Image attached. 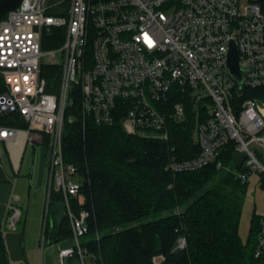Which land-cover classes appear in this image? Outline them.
<instances>
[{
	"label": "built area",
	"instance_id": "1",
	"mask_svg": "<svg viewBox=\"0 0 264 264\" xmlns=\"http://www.w3.org/2000/svg\"><path fill=\"white\" fill-rule=\"evenodd\" d=\"M21 0L0 19V114L17 112L25 127L0 125V162L9 158L15 172L25 146L41 144L48 160L47 202L61 192L73 237L60 245V264L78 254L93 264L83 244L90 227L88 212L76 213L72 201L81 197L84 177L65 160L64 134L68 114L79 97L83 120L112 125L123 112L126 132L168 139L169 121L187 119L189 94L198 155H171L166 169L176 175L213 164L242 183L263 175L264 162V11L259 0ZM64 30L59 48L47 49L53 29ZM237 44L242 85L230 73L228 52ZM62 66L56 91L47 90L42 68ZM195 106H197L195 108ZM231 144L243 152L239 167L223 152ZM17 194L12 199L17 200ZM7 223L16 228L22 209L10 205ZM178 239V247L186 246ZM255 257L264 264V214L259 216ZM89 259V260H88Z\"/></svg>",
	"mask_w": 264,
	"mask_h": 264
},
{
	"label": "trees",
	"instance_id": "2",
	"mask_svg": "<svg viewBox=\"0 0 264 264\" xmlns=\"http://www.w3.org/2000/svg\"><path fill=\"white\" fill-rule=\"evenodd\" d=\"M63 31L53 29L43 46L61 45ZM61 72L57 65L42 68L47 90H57ZM176 101H184L187 119L169 121L168 139L126 132L123 112L112 125L83 120L77 96L69 107L75 120L66 124L64 155L84 177L81 197L72 205L76 213L88 212L83 244L93 264H261L255 257L259 218L252 219L247 242L239 232L247 183L213 164L176 175L166 169L171 155L186 159L200 152L192 137L191 98L177 95L171 103ZM0 125L26 126L17 112L0 114ZM223 150L231 161V144ZM48 207L45 239L70 244L73 232L61 192L52 191ZM180 237L184 248L178 247ZM66 264H81L79 255Z\"/></svg>",
	"mask_w": 264,
	"mask_h": 264
},
{
	"label": "crops",
	"instance_id": "3",
	"mask_svg": "<svg viewBox=\"0 0 264 264\" xmlns=\"http://www.w3.org/2000/svg\"><path fill=\"white\" fill-rule=\"evenodd\" d=\"M21 163L20 159L19 172H15L9 158L0 162V264H60L58 250L61 244H53L44 236L46 217L43 221L42 206L45 198L40 191L45 189L47 195L45 150L37 181L33 182L34 169L22 172ZM12 194L19 198L12 199ZM12 203L22 209L16 228L7 223Z\"/></svg>",
	"mask_w": 264,
	"mask_h": 264
},
{
	"label": "rangeland",
	"instance_id": "4",
	"mask_svg": "<svg viewBox=\"0 0 264 264\" xmlns=\"http://www.w3.org/2000/svg\"><path fill=\"white\" fill-rule=\"evenodd\" d=\"M249 5H250L249 0H240V10L242 12L247 11V8L249 7ZM63 42H64V38L62 40L61 45L63 44ZM61 45L57 47H46V48L52 50L55 48H59ZM47 65H57L60 67L62 66L59 63H50ZM196 107L197 106H195V108ZM192 134H193V131H192ZM0 149L3 151V153H6L5 147L1 143H0ZM44 150L45 149L43 145L41 144L32 145L31 143H28L25 150L22 153V157H21L22 172L33 168L34 173H35V175L33 176V182L37 181V176L42 166ZM258 155H259V158L264 162V153L262 152L261 148H258ZM229 164L231 166L234 165L233 161H229ZM262 179H263V175L261 173L259 172L253 173L250 181L247 183V188L244 193V204H243V209H242V214H241V219H240L239 232H240V236L245 242H247L249 238L252 219L254 217L259 218L260 215L264 214V185L262 184ZM44 182L46 185L48 184L47 178H46V181ZM31 189H33V187H31ZM41 192L44 193V198H45L44 205L42 206V218L44 221L45 217L46 219L48 217L49 203L47 202V195H46L45 189L41 190L40 193Z\"/></svg>",
	"mask_w": 264,
	"mask_h": 264
},
{
	"label": "water",
	"instance_id": "5",
	"mask_svg": "<svg viewBox=\"0 0 264 264\" xmlns=\"http://www.w3.org/2000/svg\"><path fill=\"white\" fill-rule=\"evenodd\" d=\"M21 0H0V19L7 11L16 8ZM228 67L232 76L237 79L239 86L242 85L243 69L239 61V52L236 42L232 41L228 52ZM243 152H236L233 155V160L237 166H241L245 160Z\"/></svg>",
	"mask_w": 264,
	"mask_h": 264
}]
</instances>
